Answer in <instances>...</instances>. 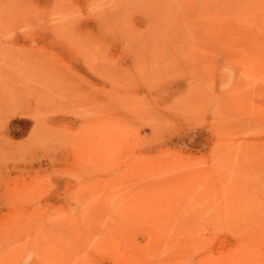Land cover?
<instances>
[{"label":"rangeland","instance_id":"obj_1","mask_svg":"<svg viewBox=\"0 0 264 264\" xmlns=\"http://www.w3.org/2000/svg\"><path fill=\"white\" fill-rule=\"evenodd\" d=\"M0 264H264V0H0Z\"/></svg>","mask_w":264,"mask_h":264}]
</instances>
